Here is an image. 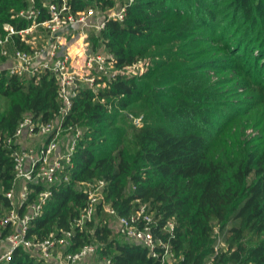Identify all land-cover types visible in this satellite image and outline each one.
I'll return each mask as SVG.
<instances>
[{
	"label": "trees",
	"instance_id": "trees-1",
	"mask_svg": "<svg viewBox=\"0 0 264 264\" xmlns=\"http://www.w3.org/2000/svg\"><path fill=\"white\" fill-rule=\"evenodd\" d=\"M112 1L70 2L73 9H81L89 4L103 8ZM26 4L27 0H0V33L6 21L16 27L26 25L25 20L10 17L12 8ZM36 4L40 6L38 0ZM44 16L43 11L40 18ZM231 19L230 25L235 27L244 23L236 30L237 42L247 41L264 26V1L132 0L123 20L109 19L92 35L91 47L97 50L103 43L118 65L131 64L151 53L165 57L170 43L191 41L182 45L194 47L192 41L197 40L195 45H199L196 37L202 30L224 45L226 35H217V29ZM171 61L154 60L150 71L140 77L116 76L98 91L104 102L90 88H80L65 117L83 127L67 170L69 181L52 187L42 213L30 221L29 236L42 238L55 226L68 228L86 203L79 182L103 178L106 200L117 214L127 215L141 202L150 204L157 219L153 234L169 239L175 253L182 256L180 264H264V154L248 151L232 173L233 179L228 180L223 163L209 160L206 154L208 137L219 128L217 117L222 110L217 97L209 86L198 90L193 72L186 76L175 72ZM244 72L250 73V69L245 67ZM170 80L176 91L173 99L163 94L158 99L156 84ZM56 89V80L48 72L33 82L0 69V96L6 100L5 108L0 109V134L13 132L24 112L40 122L53 119L60 107ZM139 106L152 116L136 125L129 113ZM12 177L8 148L0 146V187L9 188ZM0 199L9 203L2 193ZM93 217L88 221L91 232L73 228L67 250L91 241L97 243L99 255L108 256L113 264H159L145 246L113 233L108 215L100 209ZM168 219L174 222L172 236L164 226ZM213 220L219 223L217 238ZM220 242L225 246H219ZM42 261L19 246L0 264Z\"/></svg>",
	"mask_w": 264,
	"mask_h": 264
},
{
	"label": "built area",
	"instance_id": "built-area-1",
	"mask_svg": "<svg viewBox=\"0 0 264 264\" xmlns=\"http://www.w3.org/2000/svg\"><path fill=\"white\" fill-rule=\"evenodd\" d=\"M36 1L27 0L26 6L10 10L11 18L25 20L26 25L16 27L9 21L3 23L0 69L33 82H38L42 73H50L57 83L60 107L48 122H40L30 112H24L13 132L0 134V146L8 148L13 164L10 187H0V194L9 199L8 204L0 199V261L9 260L13 250L21 246L49 264H78L96 252L97 245L85 241L77 250H67L73 228H81L100 209L115 218L109 223L118 235L145 246L159 264H180L182 256L175 253L169 239L154 236L152 226L157 219L150 204L141 202L129 214H117L106 200L103 178L79 182L86 203L70 220L68 228L55 226L42 238L27 234L30 221L42 213L52 187L69 181L67 170L83 134L82 126L65 119L73 98L80 88L87 87L95 98L104 102L98 95L99 89L108 87L130 65H118L111 52L94 50L88 39L91 27L99 30L109 19L123 20L127 3L132 0H113L103 8L89 4L81 9H73L71 0H38L40 6ZM43 11L46 16L40 18ZM73 44L77 48L75 53L71 51ZM132 121L141 124L140 117H133ZM32 135H39L40 141L24 146L20 139ZM164 226L172 236L173 219H168ZM101 262L113 264L106 255L101 256Z\"/></svg>",
	"mask_w": 264,
	"mask_h": 264
},
{
	"label": "rangeland",
	"instance_id": "rangeland-1",
	"mask_svg": "<svg viewBox=\"0 0 264 264\" xmlns=\"http://www.w3.org/2000/svg\"><path fill=\"white\" fill-rule=\"evenodd\" d=\"M225 16L226 14L222 18ZM233 20H229L228 24L223 22L217 29V35L223 33L226 35L224 45L221 39L211 38L208 32L202 30L196 37L199 39L198 41H201V44L195 45L197 40L192 41L194 47L182 45L190 44L191 41L170 43L165 57L151 53L137 59L123 71V75L126 77H140L150 71L154 66V60L171 58L172 64L175 63L172 67L175 72H180L182 76L191 74L190 72L195 74L198 90H202L201 86L211 88L214 96L217 97L216 104L221 107L219 110L222 111L217 117L219 128L208 137L206 154L209 160L223 163L221 167L228 180L233 179L232 173L244 161L248 151L257 150L264 154V26L260 33H256L255 36L241 43V41L237 42L239 32L236 30L240 31L244 23L235 27V25H230ZM99 30L95 27L90 28L88 39L90 43L92 35ZM189 36H193V34ZM236 42L237 45L234 46ZM202 50L205 52L202 53ZM71 51L73 53L77 51L75 44L71 46ZM97 51L105 52L107 50L102 43ZM241 64L244 66L243 69L239 68ZM195 67L196 69H193ZM245 67L250 69V73L244 72ZM256 68H259L258 74L254 75ZM173 83L174 80H170L156 84L159 89L155 92L157 98L162 99L165 95L167 98L173 99V94L176 91L173 85H169ZM5 102V98L0 96L1 110L5 108ZM142 108L144 107L139 106L134 109L136 112L130 111L129 117L131 119L140 117L142 123L145 117L147 119L152 116L150 111L141 110ZM40 138L39 135H32L31 137H22L20 140L26 146L32 143L36 144ZM262 161L264 162V160ZM107 219L108 222L115 221V218L107 217ZM81 228H84L86 232L92 230V226L88 222ZM112 229L113 233L117 234L115 228L112 227ZM218 231L219 223L213 220V236L216 238ZM95 244L97 243L95 242ZM220 246L224 247V242H220ZM41 264L48 263L43 260ZM78 264H102L101 256L98 251L93 252Z\"/></svg>",
	"mask_w": 264,
	"mask_h": 264
},
{
	"label": "crops",
	"instance_id": "crops-1",
	"mask_svg": "<svg viewBox=\"0 0 264 264\" xmlns=\"http://www.w3.org/2000/svg\"><path fill=\"white\" fill-rule=\"evenodd\" d=\"M49 264V263H48Z\"/></svg>",
	"mask_w": 264,
	"mask_h": 264
}]
</instances>
